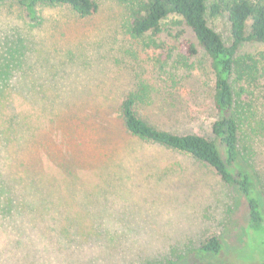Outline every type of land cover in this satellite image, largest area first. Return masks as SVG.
Returning a JSON list of instances; mask_svg holds the SVG:
<instances>
[{
	"label": "rangeland",
	"instance_id": "1",
	"mask_svg": "<svg viewBox=\"0 0 264 264\" xmlns=\"http://www.w3.org/2000/svg\"><path fill=\"white\" fill-rule=\"evenodd\" d=\"M95 1L98 10L84 19L39 4L35 20L17 0L0 2V172L12 179V193L6 188L14 202L9 213L0 196V264L264 261V222L247 228L246 201L234 186L123 128L120 104L144 84L145 102L136 107L142 118L203 136L223 156L210 130L219 113L209 58L199 47L187 52L182 40L190 36L164 32L157 53L167 56L158 65L146 47L154 38L127 33L123 5ZM178 20L168 18L163 28L174 35ZM207 22L232 44L225 15H207ZM236 59L239 77L230 82L239 149L264 214V44H242ZM46 195L51 203L42 202ZM214 236L220 251H200Z\"/></svg>",
	"mask_w": 264,
	"mask_h": 264
},
{
	"label": "trees",
	"instance_id": "2",
	"mask_svg": "<svg viewBox=\"0 0 264 264\" xmlns=\"http://www.w3.org/2000/svg\"><path fill=\"white\" fill-rule=\"evenodd\" d=\"M2 1L5 0H0ZM17 1L31 20L36 19L39 4L65 6L82 19L91 17L98 10L95 0ZM118 2L124 7L127 33L133 38L146 35L154 38L149 39L146 47L152 50V59L156 64L161 65L167 56L157 53L163 49L162 42L158 39L164 32L168 33L166 37L178 40L184 35L190 36L192 40H182L187 52L196 55L199 47L207 55L214 75L213 104L219 113L210 130L217 138L223 156L217 145L203 136L171 133L154 127L142 118L136 107L145 102L147 88L144 84H139L136 91L128 94L120 104L124 131L131 137L187 155L210 167L222 182L234 186L245 199L248 210L247 228L259 230L264 222V214L252 182L251 166L239 149L240 125L235 116V98L230 80L236 75L239 77L236 70L239 47L244 43L264 44V0H118ZM207 15L211 17L225 15L230 25L231 45H225L220 35L209 27ZM173 16L179 19L177 24L182 25L181 30L174 35L163 28L166 20ZM73 90L75 89L71 91ZM29 145L30 141H24L21 146L26 148ZM8 179L12 180L8 174L0 172V196L4 195L6 198L8 208L6 211L10 213L14 202L7 196L10 190L11 193L13 191L7 185ZM46 197L47 195L42 202L49 200L51 203ZM55 207H58L57 200ZM53 221L52 227L55 229L57 220ZM220 249L221 243L215 236L204 240L199 248L204 253H216ZM259 264H264V261Z\"/></svg>",
	"mask_w": 264,
	"mask_h": 264
}]
</instances>
